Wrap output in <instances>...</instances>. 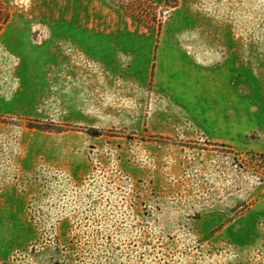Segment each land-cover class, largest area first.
I'll use <instances>...</instances> for the list:
<instances>
[{"label":"rangeland","instance_id":"374dc122","mask_svg":"<svg viewBox=\"0 0 264 264\" xmlns=\"http://www.w3.org/2000/svg\"><path fill=\"white\" fill-rule=\"evenodd\" d=\"M251 153L264 0H0V264H264Z\"/></svg>","mask_w":264,"mask_h":264},{"label":"trees","instance_id":"16d2710c","mask_svg":"<svg viewBox=\"0 0 264 264\" xmlns=\"http://www.w3.org/2000/svg\"><path fill=\"white\" fill-rule=\"evenodd\" d=\"M250 155H251L252 158L256 159L257 161L258 160L260 161L259 157H262V160L264 158V154H258V153L253 154V153H251ZM257 155H260V156H257Z\"/></svg>","mask_w":264,"mask_h":264}]
</instances>
